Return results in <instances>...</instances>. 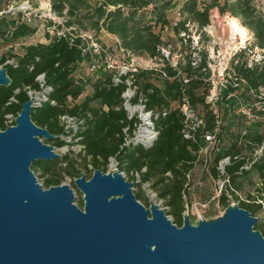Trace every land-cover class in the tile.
<instances>
[{"label":"trees","instance_id":"trees-1","mask_svg":"<svg viewBox=\"0 0 264 264\" xmlns=\"http://www.w3.org/2000/svg\"><path fill=\"white\" fill-rule=\"evenodd\" d=\"M50 3L52 11L64 16V27L105 30L114 35L125 50L158 60V67L140 69L134 75V84L144 97L145 107L157 113L154 123L158 135L148 147L124 145L123 128L128 126L131 130L133 126V120L127 118L122 106L121 94L126 84L112 83L107 71L91 73L89 54H83L78 46L80 39L71 42L67 37H50L45 31L48 42L23 44L20 53L9 52L0 57V65L6 59L13 60L2 66L9 83L0 86V130L15 123L14 120L8 122V116L19 114L22 104L30 98L29 90H42L36 79L40 74H43L45 86L51 89L47 91L46 99L40 97V104L31 107L30 118L53 135L44 142L54 147L64 144L67 133L59 122L60 115L84 118L78 132L82 137L80 142L84 144L83 154L71 156L67 153L53 160L32 163L30 169L43 177V187L61 184L65 175L80 176L78 162L89 171V176L84 174L89 178L94 169L105 170L109 157H114L127 175L145 167L141 180L151 181L158 197L169 207L168 214L174 216L172 222L181 226L186 175L194 169L202 144L199 137L193 141L182 136L183 115L179 106L186 102L204 118L206 130H212L219 119L221 144L209 162L210 174L215 176L218 161L229 156L225 173L236 190L243 188V180L252 173L259 181L255 193L247 195L249 202L241 201L239 207L254 216L264 209V115L257 111L260 117L248 122L239 112L241 105L250 109L255 102L264 107V94H261L264 58L250 61L247 55L251 47L264 49V15L257 11L251 0H223V3L220 0H96L95 3L50 0ZM5 4L0 1V23L3 25L0 34L7 44L23 43L37 27L20 20L22 10H7ZM212 7L237 17L253 35L251 47L245 46L233 54L225 69L217 108L206 99L212 86L207 51L184 43L182 37L189 33L191 24L203 34ZM173 9H177L179 17L172 22L169 13ZM49 23L51 21L45 24ZM168 27L178 38V45L163 39L162 31ZM162 49H167L170 58L174 51L178 52L180 57L175 64ZM195 53L199 55L197 60L193 56ZM227 141L228 145L225 144ZM258 150L260 152L256 153ZM244 165L249 167L244 168ZM134 194L147 206V200L139 191ZM218 200L223 207L228 205L224 193ZM76 202L79 207L83 206L80 192ZM254 229L264 237V221L258 220Z\"/></svg>","mask_w":264,"mask_h":264},{"label":"water","instance_id":"water-1","mask_svg":"<svg viewBox=\"0 0 264 264\" xmlns=\"http://www.w3.org/2000/svg\"><path fill=\"white\" fill-rule=\"evenodd\" d=\"M8 83L2 67L0 86ZM36 101L0 130V264H264L258 218L238 204L177 226L153 200L146 207L136 199L120 170L76 177L82 207L68 184L43 187L32 163L61 155L30 118Z\"/></svg>","mask_w":264,"mask_h":264},{"label":"built area","instance_id":"built-area-1","mask_svg":"<svg viewBox=\"0 0 264 264\" xmlns=\"http://www.w3.org/2000/svg\"><path fill=\"white\" fill-rule=\"evenodd\" d=\"M23 1L28 2V0ZM21 8H23V13L20 17V20L30 24L33 19L32 14L30 13V11L24 10L26 9L25 6L21 5ZM42 21L44 30L49 32L50 37H67L71 42H73L74 39H80V43L78 44V46L82 50L83 54H89L91 61L89 71L91 73H94L97 70L107 71L110 75L112 83L126 84V87L121 94V97L123 99L122 106L127 113V118L133 120V126L131 130H129L128 126L123 128V144H142L146 147L152 145L158 135V130L155 128L154 123V119L157 117V113L145 107L144 97L141 92H137V86L134 84V75L140 69L144 68L141 65V62L143 63L148 60L151 61L152 58L134 55L130 51L125 50L119 45L117 38H115L114 44L103 42L99 36V33L95 29L76 30V28L73 27H64V16L58 15L54 11H52V13L50 11L47 15H45ZM48 21H51V23L45 24ZM48 40L49 38H46L47 42ZM22 45L23 43L21 42H12L8 46L12 49H17ZM254 48L256 50H260V52L262 53L260 59L264 58V49L258 47ZM248 51H251V49H249ZM162 52L166 57H168V51L162 49ZM179 57V54L175 55V60L172 63L175 64L177 58ZM6 63L11 64L13 63V60L6 59L5 62L0 66L2 67ZM249 65H251V62L249 63ZM156 67H158V65L148 66V68ZM36 79L39 81V85L42 90H29L30 97H37L38 99V101H36L34 105L40 104V97L46 99L47 91L51 89V87L45 86L43 74L38 75ZM210 81L212 86L210 89V93L206 97V99L208 102H211V104H213L211 100L214 97L217 98V86L216 84H214V78L212 77V75H210ZM135 97L136 100L134 101ZM179 108L183 115V126L181 130L182 136L193 141H197L199 137V139L202 141V144H200L199 146L197 155L199 156L200 154H207L205 162H207L208 159L209 161H211V154L215 153L221 144L219 137V119H216L215 127L212 130H206L204 118L198 115V113L193 108H191L188 103H182ZM262 109H264V107H262ZM239 112L244 114L248 122L254 120L252 114L248 110V107H246L245 105L240 106ZM163 114H165V112H163ZM59 122L65 128L67 134L64 135V144L62 146L55 147V151L60 155H62L60 152H67L71 156H78L79 154H83L84 144L80 142L82 137L78 134V132L80 127L84 123V118L77 115L62 114L59 116ZM259 152L260 150L256 151V153ZM229 162V156L221 158L216 166L217 174L215 176L211 174L209 175V177L211 178L213 191L208 200L202 202L198 201L196 198L190 200V209H195L196 213L198 214L197 220L203 219L202 212L209 208L211 201H216L217 203H219L218 199L222 193H224L227 197L228 205L239 204L241 201L249 202L246 196H244L240 191L236 190L231 185L229 176L225 173V166L229 164ZM108 166L110 167V170H107ZM243 167L248 168L249 165H244ZM116 170H120V173H122L126 180L133 182V189L138 184L139 186L141 185L143 190H145L146 193L150 196V201L153 200L158 205V207L162 208L163 210L168 208V206L165 205L164 200L162 198H159L156 191H154V189L152 188L151 181L141 180V173L145 171V167H143L140 171H132L130 175L133 178L131 177V179H128V175L118 167L116 159L114 157H109L106 169H102V171L113 172ZM167 174H169V172H167ZM186 178V193L183 195V197L185 198L187 196V191L190 189L191 172L187 173ZM73 192L75 194L74 189ZM188 207L189 206L187 205V203H185V208Z\"/></svg>","mask_w":264,"mask_h":264},{"label":"rangeland","instance_id":"rangeland-1","mask_svg":"<svg viewBox=\"0 0 264 264\" xmlns=\"http://www.w3.org/2000/svg\"><path fill=\"white\" fill-rule=\"evenodd\" d=\"M3 3H6V9H20L22 6H25L26 11H30L32 14V22L31 25H34L37 27L36 32L26 37V39L23 41L24 45L30 44V43H37V42H44L45 39V30L43 27V21L45 15H47L50 11L52 13V7L50 0H28V2H24L23 0H0ZM6 1V2H5ZM96 0H89L90 3H95ZM221 3H223V0H220ZM254 4L255 8L258 12L264 15V0H251ZM24 3V4H23ZM170 19L173 21L178 20V11L177 9H173L169 13ZM237 19V20H236ZM1 29H3V25L0 23V32ZM203 34L197 30L196 26H193L192 24L189 25V33L182 36L184 38V43H190L192 46H197L201 49H206L207 55H208V61L209 66L212 70V77L214 78V84L217 86V98L220 96V90L223 87L224 78L225 77V69L229 66V61L233 54L240 50L241 48L247 46L251 47V44L253 42V35L252 33L242 25L240 20L237 17L232 16L230 13H221L218 9V7H212L209 10V24L204 27ZM99 33L100 38L103 42L108 44H114L115 38L114 35L107 33L105 30H101ZM183 35V34H181ZM162 37L165 41H170L171 45L172 43H176L178 45L179 40L175 35L171 32L170 28H165L162 31ZM47 42V41H46ZM5 42L4 36L0 34V57L3 54L12 52V53H20L22 51V46L18 47L17 49H12L8 46ZM167 51V49H165ZM178 52L174 51L170 60L173 62L175 60V55H177ZM247 55L249 57V60L255 61L259 60L262 56V53L260 50H256L255 48L251 47V51H247ZM264 55V54H263ZM196 60L198 59L199 55L195 53L193 55ZM141 65L145 68H148V66H157L159 65L158 60L152 59L148 64L145 62ZM0 68H2L0 66ZM261 94H264V89H261ZM216 97L212 98V106L214 108H217V99ZM263 104L260 102H255L253 108L251 107L248 110L252 114L253 118H259L260 114L257 111L262 112V116L264 115V109H262ZM254 109V110H253ZM15 117L8 116V122L14 120ZM231 140V139H230ZM225 144H229L228 141L225 142ZM62 155L67 154V152L63 153L60 152ZM214 153L211 154V156ZM210 156V157H211ZM207 158V154H200L198 156L197 162L195 164L194 169L191 172V178H190V189L187 191L186 198L184 197L185 203L189 206L188 208H185L182 211V217L184 218L187 216L189 218V221L191 224H197V213L195 209H190V200L193 198H196L198 201H205L208 200L207 198H203L205 196L211 195L213 191V186L211 182L210 170L209 165L210 161L208 159L207 162H205V159ZM79 160V159H78ZM78 169L81 171V173H84L85 175L89 176V171L85 170L80 162L77 164ZM110 170V167L108 166V169ZM111 172V171H110ZM37 180L41 183L43 177L40 176L39 172H34ZM133 178V177H132ZM74 177L65 175L62 182L64 184L70 185L74 191H75V199L74 202L79 197V191L74 185ZM128 179H131V175H128ZM256 185H259V181L257 180L256 176L252 173L247 178L243 180V188L239 190L244 196L247 197L248 194H254L255 193V187ZM134 191H139L141 193V196L147 200V207L149 206L150 196L146 193L145 190H143L142 186H135ZM82 197V194H81ZM140 201V200H139ZM225 207H223L220 203H217L216 201H211L209 208L206 209L204 212H202V218L205 220H211L215 219L217 217H220L224 213ZM165 214H167L171 219L174 218L172 214H168L169 207L164 209ZM200 211V210H199ZM259 221H264V209L261 210L257 214Z\"/></svg>","mask_w":264,"mask_h":264},{"label":"crops","instance_id":"crops-1","mask_svg":"<svg viewBox=\"0 0 264 264\" xmlns=\"http://www.w3.org/2000/svg\"><path fill=\"white\" fill-rule=\"evenodd\" d=\"M114 38H115V36H114ZM45 39H46V37H45ZM45 42H46V41H45ZM149 62H150V60H148V61H145V63H146V64H148ZM143 63H144V62H143ZM143 69H145V67H144ZM87 92L89 93V91H87ZM85 94H86V93L82 94V95L80 96V98H79V99L83 98ZM103 108H104L105 110L107 109V107H106V106H104ZM208 196H209V195H208ZM210 196H211V195H210ZM209 198H210V197H209ZM209 198H208V199H209Z\"/></svg>","mask_w":264,"mask_h":264},{"label":"bare ground","instance_id":"bare-ground-1","mask_svg":"<svg viewBox=\"0 0 264 264\" xmlns=\"http://www.w3.org/2000/svg\"><path fill=\"white\" fill-rule=\"evenodd\" d=\"M237 20V19H236Z\"/></svg>","mask_w":264,"mask_h":264}]
</instances>
